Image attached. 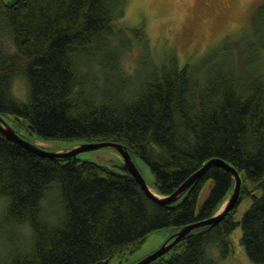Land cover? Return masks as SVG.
Returning <instances> with one entry per match:
<instances>
[{"label": "trees", "instance_id": "obj_1", "mask_svg": "<svg viewBox=\"0 0 264 264\" xmlns=\"http://www.w3.org/2000/svg\"><path fill=\"white\" fill-rule=\"evenodd\" d=\"M126 4L0 0V116L44 140L120 143L147 164L163 198L208 160L225 161L240 176L232 208L145 264H222L237 226L247 258L264 264V0L242 37L221 39L198 62L154 60L143 25L121 22ZM132 40L145 56L128 74L121 58ZM15 79L25 84L23 99ZM121 169L39 155L0 131V264H110L156 230L174 234L213 216L234 187L229 171L211 163L166 202Z\"/></svg>", "mask_w": 264, "mask_h": 264}, {"label": "rangeland", "instance_id": "obj_2", "mask_svg": "<svg viewBox=\"0 0 264 264\" xmlns=\"http://www.w3.org/2000/svg\"><path fill=\"white\" fill-rule=\"evenodd\" d=\"M4 1L10 2L12 0ZM261 1L126 0V9L121 22L128 27L143 25L146 35L145 50L151 54L154 60L160 62L169 54H172L178 61L198 62L210 48L218 45L221 39L229 36L231 37L230 42L232 38L238 40L242 37L249 27V19L254 8ZM144 46L132 40L130 48L122 55L121 65L127 73L129 72L128 74L134 71L140 58L145 56V53H143ZM12 90L17 98H25L26 88L21 79L14 80ZM4 117L2 118L5 122L16 130L20 136H24L23 138L46 150L64 152L81 143L80 141L68 139H40L35 134H29L27 128L21 126L12 116ZM76 156L80 159L106 165L116 171H123L121 169L123 163L121 154L110 146L80 151ZM134 162L150 190L154 191L151 186L153 175L147 164L137 156L134 157ZM206 187L207 185L200 194V200L203 198ZM156 195L161 198L164 197L158 193ZM225 203L226 200L222 203L219 211ZM248 205L249 200H243L239 205L238 214L241 215L240 212ZM3 206L4 200L0 198V212ZM46 211V215L52 218L54 208L48 207ZM171 232V228H163L150 233L137 249L131 253L113 258L110 264H133L137 262L163 244L169 238ZM240 234L241 229L237 226L231 234L234 242V253L222 264H253L247 258L243 247L239 243Z\"/></svg>", "mask_w": 264, "mask_h": 264}, {"label": "water", "instance_id": "obj_3", "mask_svg": "<svg viewBox=\"0 0 264 264\" xmlns=\"http://www.w3.org/2000/svg\"><path fill=\"white\" fill-rule=\"evenodd\" d=\"M0 131L3 132L7 138L10 140L20 144L22 147L29 149L39 155L43 156H70V155H76L80 151L84 150H90V149H96L104 146H110L116 149L122 156L123 158V164L125 168L135 177V179L139 182L143 190L147 193L148 196L155 200H160L161 197L156 195L150 188L148 187L145 179L141 175L140 171L138 170L134 160L131 158L130 154L128 151L120 144L117 142H112V141H104V142H81L78 146H75L67 151H50L46 150L43 147L34 144L27 139L23 138L19 134H17L14 129L8 125L5 120L0 116ZM215 163L218 164L225 169L229 171L231 174L233 181H234V187L232 190L231 195L229 196L228 200L222 207L220 211H218L216 214L213 216L202 220L198 221L193 224H189L186 226L181 227L179 230H177L173 235H171L163 244H161L156 250H154L152 253L148 254L147 256L143 257L142 259L138 260L137 262L133 264H145L151 259L156 258L157 256L167 252L174 244H176L180 238L187 233L188 231L198 228L200 226L209 224V223H214L217 222L218 220L221 219L223 215L226 214V212L232 208L234 203L236 202L239 194V189H240V176L238 172L235 170L234 167L226 163L225 161L221 159H210L208 160L196 173L191 175L175 192L171 193L168 197L162 198V201L170 202L175 199H177L183 192L189 187V185L198 177L200 176L205 169L208 167L209 164ZM160 200V201H161Z\"/></svg>", "mask_w": 264, "mask_h": 264}, {"label": "bare ground", "instance_id": "obj_4", "mask_svg": "<svg viewBox=\"0 0 264 264\" xmlns=\"http://www.w3.org/2000/svg\"><path fill=\"white\" fill-rule=\"evenodd\" d=\"M171 235H173V234H171ZM171 235H170V236H171ZM170 236H169V237H170ZM222 263H223V262H222Z\"/></svg>", "mask_w": 264, "mask_h": 264}]
</instances>
